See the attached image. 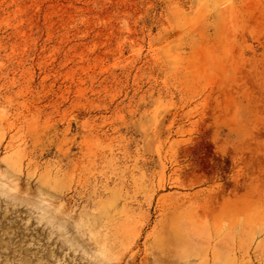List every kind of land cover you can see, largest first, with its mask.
<instances>
[{
    "label": "rangeland",
    "instance_id": "rangeland-1",
    "mask_svg": "<svg viewBox=\"0 0 264 264\" xmlns=\"http://www.w3.org/2000/svg\"><path fill=\"white\" fill-rule=\"evenodd\" d=\"M0 264H264V0H0Z\"/></svg>",
    "mask_w": 264,
    "mask_h": 264
}]
</instances>
